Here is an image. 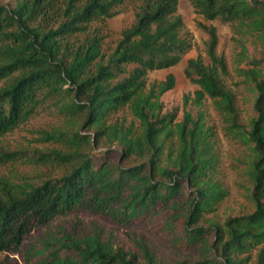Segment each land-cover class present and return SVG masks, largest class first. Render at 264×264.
I'll return each mask as SVG.
<instances>
[{"label":"trees","instance_id":"trees-1","mask_svg":"<svg viewBox=\"0 0 264 264\" xmlns=\"http://www.w3.org/2000/svg\"><path fill=\"white\" fill-rule=\"evenodd\" d=\"M189 1L205 19L235 22L264 46V0ZM126 2L135 3L134 21L105 58L103 34L96 24L118 14ZM177 5L178 0L0 4V136L62 93H73L71 107L81 121L78 130L46 132L44 138L58 146L35 151V162L53 166L58 175L34 182L0 179V251H18L34 229L74 210L119 223L150 218L163 225L160 230L176 245L199 244L212 251L219 264H245L249 255H238L264 243V51L237 69L252 106L247 121L240 119L235 95L218 73L225 63L214 51L215 27L207 29L210 63L189 58L184 68L197 85L193 96H183L184 107L189 102L199 107L204 98H211L228 131L251 151L252 210L206 225L201 221L227 194L216 175L213 130L200 111L194 115L184 108L180 120L175 110L162 112L159 96L173 86L172 75L157 91L145 90L147 71L177 63L190 45L180 33ZM55 11L63 15L57 26L42 27ZM124 107L138 120L137 127L110 121ZM102 141L107 149L94 159L93 146ZM20 154L0 150V162ZM183 186L188 196L181 203L176 198ZM141 248L146 264H154L153 254ZM25 258L27 264H138L134 253L98 234L45 239L38 249H28ZM263 261L264 245L259 264Z\"/></svg>","mask_w":264,"mask_h":264},{"label":"rangeland","instance_id":"rangeland-1","mask_svg":"<svg viewBox=\"0 0 264 264\" xmlns=\"http://www.w3.org/2000/svg\"><path fill=\"white\" fill-rule=\"evenodd\" d=\"M18 1L0 0V4L13 7ZM63 1L65 0H58V3ZM177 13L182 19L180 33L190 45L177 63L165 68L148 70L145 75V90L154 88V91H157L158 85L165 81L168 75H172L173 86L159 96L163 105L162 112L175 110L176 120H180L184 108L194 115L200 111L205 125L213 130L214 145L218 153L216 175L226 188L227 194L214 211L206 214V220L201 221L207 225L212 221L222 222L229 215L243 214L252 210L253 206L249 198L251 180L248 174L251 151L247 144L228 131L222 112L216 108L211 98H204L199 107L191 102L184 107L183 96H193L197 89V85L185 76L184 68L189 58H200L205 64L210 63L207 55L209 40L207 29L211 26L215 27L217 42L214 51L225 63L224 70L218 67V73L224 85L235 95V105L240 119L247 121L252 113V106L249 92L239 83L237 69L248 66L247 61L254 57H261L264 46L258 37L246 33L235 22H227L219 18L205 19L195 11L189 0H178ZM134 17L135 3L126 2L118 14L96 24L103 34L101 51L105 58L113 51L122 30L132 24ZM62 18V11L52 12L48 19L42 21V27H55ZM128 68H131V65H128ZM67 86L65 84L63 88ZM73 97V93H62L45 101L25 122L0 136V150L21 153L15 159L0 162V179L9 178L16 182L26 179L34 182L60 173L53 166L36 163L34 155L35 151H46L58 146L57 142L44 138L46 132L81 128V121L75 116L71 107ZM110 121H118L124 127L138 125V120L127 107L118 111ZM104 142L93 146L91 154L94 159L107 149ZM187 196V189L183 186L176 200L182 203ZM162 227V224H155L150 218L119 223L109 216L74 210L34 229L26 237L25 245L18 251H0V264H27L26 251L31 248L38 249L45 239L60 238L64 235L80 238L92 234H98L101 239L109 241L114 247L134 253L138 264H146L141 245L146 246L153 254L154 264H200L205 259L207 261L205 264H219L214 260L213 252L205 250L199 244L187 248L176 245L160 230ZM208 237L211 242L212 235ZM263 245L264 243L259 244L249 252L239 254L238 258L249 255L245 264H259Z\"/></svg>","mask_w":264,"mask_h":264}]
</instances>
